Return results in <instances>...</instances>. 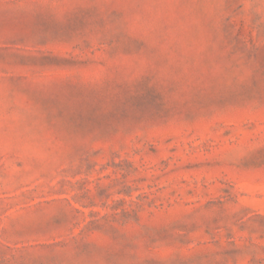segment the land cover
Wrapping results in <instances>:
<instances>
[{"label":"rangeland","instance_id":"1","mask_svg":"<svg viewBox=\"0 0 264 264\" xmlns=\"http://www.w3.org/2000/svg\"><path fill=\"white\" fill-rule=\"evenodd\" d=\"M0 264H264V0H0Z\"/></svg>","mask_w":264,"mask_h":264}]
</instances>
